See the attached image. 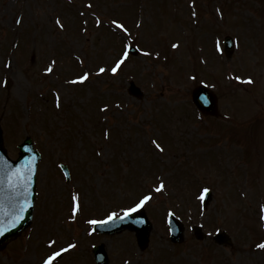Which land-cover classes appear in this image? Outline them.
<instances>
[{
  "label": "rangeland",
  "instance_id": "obj_1",
  "mask_svg": "<svg viewBox=\"0 0 264 264\" xmlns=\"http://www.w3.org/2000/svg\"><path fill=\"white\" fill-rule=\"evenodd\" d=\"M68 1L0 0V37L9 39L0 51L3 145L14 159L29 135L41 154L30 229L0 249V264H22L39 244L41 264L61 246L52 263L88 264L92 243L103 245L107 264H264V0ZM114 20L144 55L109 74L131 38ZM66 22L78 23L75 31ZM23 28L26 42L17 41ZM225 36L236 38L229 58ZM156 50L166 55L155 61ZM200 84L216 96L214 118L191 105ZM57 163L68 165L70 181ZM203 189L212 192L204 207ZM143 195L152 224L145 247L133 233L92 232L91 221ZM169 213L185 225L182 244L169 241ZM219 229L232 240L225 248L210 240Z\"/></svg>",
  "mask_w": 264,
  "mask_h": 264
},
{
  "label": "water",
  "instance_id": "obj_2",
  "mask_svg": "<svg viewBox=\"0 0 264 264\" xmlns=\"http://www.w3.org/2000/svg\"><path fill=\"white\" fill-rule=\"evenodd\" d=\"M229 51V50H228ZM193 101L198 109L206 114L215 113V97L203 88L193 93ZM21 147V158L17 162L9 161L1 147L0 138V245L16 236L29 223L31 205L33 202V171L36 158L30 152V142ZM24 166H27L28 179L24 177ZM172 242L182 240V226L169 217ZM131 226V225H128ZM148 226L142 228L147 233ZM218 243H228V240L217 236Z\"/></svg>",
  "mask_w": 264,
  "mask_h": 264
},
{
  "label": "snow or ice",
  "instance_id": "obj_3",
  "mask_svg": "<svg viewBox=\"0 0 264 264\" xmlns=\"http://www.w3.org/2000/svg\"><path fill=\"white\" fill-rule=\"evenodd\" d=\"M116 69H113V71L115 72ZM101 71H103V69H101ZM162 187V185H161ZM150 199L149 196H144L142 200H140L136 205H134L133 207H130L127 209L126 215H130L132 212H135L138 208L142 207L146 201H148ZM115 217V214H112L109 216V220L113 219ZM91 223H97L96 221H91ZM260 247L264 248V245H260ZM60 256L59 252L53 253L52 255H50L48 257V259L44 262V264H52V261L57 257Z\"/></svg>",
  "mask_w": 264,
  "mask_h": 264
}]
</instances>
